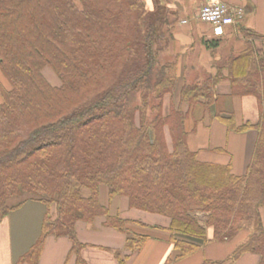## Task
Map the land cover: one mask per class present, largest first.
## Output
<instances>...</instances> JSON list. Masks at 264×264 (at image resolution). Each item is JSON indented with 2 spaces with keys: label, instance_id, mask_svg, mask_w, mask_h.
<instances>
[{
  "label": "trees",
  "instance_id": "obj_1",
  "mask_svg": "<svg viewBox=\"0 0 264 264\" xmlns=\"http://www.w3.org/2000/svg\"><path fill=\"white\" fill-rule=\"evenodd\" d=\"M168 13L158 0L153 9L145 0H0V72L9 84L0 81V222L29 200L46 210L39 239L15 264H39L50 236L67 237L68 259L87 264L76 227L99 218L127 235L126 256L115 253L120 264L154 231L166 232L176 252L167 264L209 242L240 237L218 264L245 254L264 264V36L241 28L244 49L217 64L214 74L186 81L180 101L167 109L166 97L182 75L179 56L160 58ZM221 43L204 40L208 49ZM46 68L60 86L46 80ZM222 81L232 96L257 99L256 125L239 126L231 114L214 111ZM197 105L230 132H258L246 175L202 162L190 149L187 121ZM25 195L34 197L9 204ZM123 197L131 209L167 217L170 226L123 218L113 210ZM197 213L206 215L205 226Z\"/></svg>",
  "mask_w": 264,
  "mask_h": 264
},
{
  "label": "crops",
  "instance_id": "obj_2",
  "mask_svg": "<svg viewBox=\"0 0 264 264\" xmlns=\"http://www.w3.org/2000/svg\"><path fill=\"white\" fill-rule=\"evenodd\" d=\"M145 1L150 9L154 8L155 0ZM158 1L169 12L168 17L171 21L170 25L165 28L167 43L162 42L163 50L161 54L164 53L167 58L162 62L174 61L179 56L180 64H182L181 77L191 81L196 77L205 78L208 74H214V68L217 64H223L232 52H240L244 49L241 28L264 36V0ZM214 1H221L227 4L237 16L235 25L225 28L222 36H217L213 27L198 21L200 9ZM213 39L222 40L219 49H208L205 46L204 40ZM262 43L263 41L261 40L256 41L258 48H262ZM187 64H189L188 67ZM185 67H187L186 71ZM189 71L191 72L188 76L187 72ZM174 100L175 98H172L171 95L166 97L167 109ZM189 110L190 108L185 104L184 111L188 112ZM214 111L227 116L231 114L239 126L247 123L256 125L260 119L257 99L254 96L241 98L232 96L231 85L227 81L220 82L216 87ZM209 116L210 114L201 105H197L189 115L187 130L189 132L188 144L190 149L193 152H198L199 159L202 162L231 165L235 175H246L259 137L258 132L256 130H251L244 134L230 132L220 121L212 118L210 120ZM45 211V206L41 202L29 200L20 209L12 212L0 222V228L5 226V235L3 234L0 238V264H15L37 242L41 235ZM200 216L206 219L205 214H196L198 219ZM158 221L159 224L157 225L143 223L152 227L168 228L171 222L164 219H158ZM199 221L202 226H205L206 220H203L204 222L202 220ZM79 223L76 227L77 232ZM85 224L93 225L87 226V228L85 226L82 239L78 235L80 242L87 245L85 249L98 247L113 254L115 253L113 248H117L116 246L124 247L125 250L127 238L120 237L117 234L120 232L106 227L105 220L97 219L92 224ZM93 229L101 233L98 234ZM9 234L10 238L7 237ZM152 234L153 237L147 241L145 247L141 251L134 253L127 261V264H167V260L175 255L176 252L173 245L168 241L169 238L166 232L154 231ZM212 237L213 234L209 231V238L211 239ZM57 238L63 237H56V239L47 238L39 264H76L75 257L68 259L72 248V243L69 239L71 246L70 244H65L67 245L65 246L67 251L60 256L57 255ZM244 239V237H240L228 242H209L201 252L186 259L173 261L170 264H205L207 261L217 264L223 262L232 255L238 244L243 242ZM84 250L82 251L83 259L87 264H93L92 260L90 261L83 255ZM121 255L125 257L126 251ZM246 255L248 254L242 257ZM114 257L117 264H120L115 255ZM100 261H102L100 264H116L110 258ZM252 261H254L252 258H246L247 263ZM260 261L261 258L259 257V264Z\"/></svg>",
  "mask_w": 264,
  "mask_h": 264
},
{
  "label": "rangeland",
  "instance_id": "obj_3",
  "mask_svg": "<svg viewBox=\"0 0 264 264\" xmlns=\"http://www.w3.org/2000/svg\"><path fill=\"white\" fill-rule=\"evenodd\" d=\"M160 56H161L160 57L161 61H165L167 58L166 57L167 55H165L164 53H162ZM188 66H189V64H187V67ZM187 67H185V71H186ZM190 72L191 71L187 72L188 76L190 75ZM43 75L51 85L56 86V87L60 86V84H61L60 78L50 68L44 69ZM188 76H187V78H188ZM0 81L7 86L9 85L7 83V81H5V78L3 77L1 72H0ZM186 81H189L191 83V80L186 79L185 77H181L177 81L175 92L171 95L172 98H175V100H174L175 103H177L180 100L181 90H182V87L184 86V84L186 83ZM0 102H1V99H0ZM168 144H169L170 149L172 150V141H171L170 137H168ZM31 197H34V196L25 195L22 197L14 198V199L10 200L9 204L11 206H14V205H17L18 203H20L21 201L31 199ZM107 199H108L107 189H103L102 193H101V200L103 203L106 204L108 202ZM116 208L119 209L120 215L125 219L138 220V221H142V222L152 224V225L159 224L158 219H164V220L170 221V219H168L167 217H163V216L161 217L160 215L143 212V211L136 210V209H131L129 206L128 199L125 197L119 199V202L117 203V205L113 206L114 211L116 210ZM6 220L8 222V218ZM98 220L104 221L105 219L99 218ZM199 220H202V222H204L206 219H204L203 216H200ZM85 226L87 228V226H93V225H87V224L82 223V222L79 223V228H78L77 234L79 235V237L81 239L84 237V234H83L84 231L83 230L85 229ZM93 231L98 233V234L101 233L100 231H97L95 229H93ZM6 232H7V229H6ZM3 234L5 235V226L0 228V238L3 236ZM117 234H119V236L124 238V239L127 238L126 234H123V233H117ZM7 237L10 238V234ZM50 237L53 239H56V237H54V236H50ZM65 244H70L68 238H64V237L63 238H57V255L60 256L61 254H64L67 251L65 249V246H67V245H65ZM98 245H104V244H98ZM70 246H71V244H70ZM116 247L117 248H115V249L113 248V251L115 253H120V254L125 253L124 247H119V246H116ZM67 253H66V255H67ZM115 253L114 254L112 252L108 253V252H106V251H104L98 247H88L87 249L84 250L83 255L85 257H87L90 261L92 260L93 264H100L102 262L100 260H104L107 258H110V260L114 261L117 264V261L114 257ZM246 258H252L254 261H252L251 263H247ZM258 262H259V256L258 255L248 254V255L242 257L241 259H239V261L235 262L234 264H259ZM72 264H74V263H72Z\"/></svg>",
  "mask_w": 264,
  "mask_h": 264
},
{
  "label": "built area",
  "instance_id": "obj_4",
  "mask_svg": "<svg viewBox=\"0 0 264 264\" xmlns=\"http://www.w3.org/2000/svg\"><path fill=\"white\" fill-rule=\"evenodd\" d=\"M198 21L211 25L215 29V34L222 36L225 28L235 25L237 16L227 4L214 1L200 9Z\"/></svg>",
  "mask_w": 264,
  "mask_h": 264
}]
</instances>
